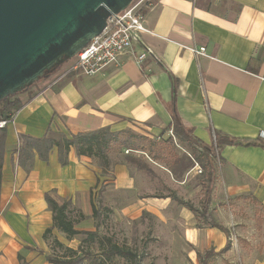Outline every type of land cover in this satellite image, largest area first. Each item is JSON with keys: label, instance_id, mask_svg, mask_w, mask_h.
<instances>
[{"label": "crops", "instance_id": "1", "mask_svg": "<svg viewBox=\"0 0 264 264\" xmlns=\"http://www.w3.org/2000/svg\"><path fill=\"white\" fill-rule=\"evenodd\" d=\"M143 13L149 31L140 34L119 63L95 75L75 71L57 82L52 73L17 94L24 104L6 128L0 264H56L47 259L50 238L44 233L51 227V237L75 248L79 234L68 238L53 227L47 192L59 201L71 200L72 210L84 214L75 228L95 227L92 190L103 177L102 168L75 148L62 165L54 148L48 161L36 155L27 171L18 162L21 134L41 137L52 130L71 136L109 126L166 137L175 111L207 144L215 145L216 132L264 143V0H153ZM192 46H205L209 56L194 54ZM144 51L147 56L139 65L136 57ZM216 157L210 210L240 211L221 204L228 198L241 199L244 210L258 207L246 204L249 198L264 209V147L224 143ZM112 166L114 186H131L134 178L127 167L120 162ZM187 228L192 237L200 234L208 249L220 250L230 239L215 227ZM241 253L264 264V245L241 248Z\"/></svg>", "mask_w": 264, "mask_h": 264}, {"label": "rangeland", "instance_id": "2", "mask_svg": "<svg viewBox=\"0 0 264 264\" xmlns=\"http://www.w3.org/2000/svg\"><path fill=\"white\" fill-rule=\"evenodd\" d=\"M151 2L153 0H147V6ZM72 61L73 58L65 64ZM64 68L61 66L52 75H57ZM33 85H37V82L28 88ZM170 136L174 155L169 157L168 165L152 160L146 152L139 150L129 153L124 149L111 152V165L107 168L101 165L97 157H92L102 168L103 176L99 178L95 190H92L100 211V216L94 217L93 230L97 231V237L88 239L86 234H79L73 242L76 250L91 252L94 255L101 254L100 236L107 235L111 236L114 242L136 253L138 264H201L200 254H204L208 248L203 243L202 236L199 234L198 237H192L187 227L203 228L207 225L198 214L179 203L175 196L178 195L193 203L196 208H201L208 183L205 168L207 158L198 145L190 144L176 135ZM128 155L143 160L151 169L137 167L126 159ZM119 162L127 167V173L134 178L131 186L115 187L112 183V165ZM215 163L217 165L216 156ZM241 201L238 198H228L227 203H221L225 207L232 205L240 210L238 212L211 211L216 220L227 224L232 242L230 251L216 256L213 264H255L254 260H250V256L242 255L241 248L247 250L264 245V209L249 198L246 204L258 207L252 211L244 210L245 202ZM72 212L73 216L79 217V210L73 209ZM251 233L255 238L248 240L243 237ZM49 238V254H68L65 247L59 246L53 237ZM95 264L137 263L116 256L110 261H98Z\"/></svg>", "mask_w": 264, "mask_h": 264}, {"label": "trees", "instance_id": "3", "mask_svg": "<svg viewBox=\"0 0 264 264\" xmlns=\"http://www.w3.org/2000/svg\"><path fill=\"white\" fill-rule=\"evenodd\" d=\"M172 82L173 91H176L177 78L175 76H172ZM27 89L29 88H26L25 90ZM17 94L19 93L10 95L0 102V117L5 118L23 106L24 103L19 97H17ZM170 127L173 128L175 135L179 138L186 140L190 144L198 145L203 150L207 158V165L205 168L207 169L206 179L208 183L205 187V195L201 208H196L193 203L179 197L178 195L175 196V199L192 212L198 214L208 227L218 228L222 230L227 237H229V228L216 220L210 210L212 191L215 185L217 173V165L215 163L216 152L224 143L231 145H260L262 147H264V143L260 142L258 139L231 137L220 132H216L215 145L207 144L193 134L192 128L187 127L175 111L173 112V121ZM6 128L0 129V194L3 177V156L7 137ZM155 138L156 137L153 138L147 134L136 133L129 129L113 131L109 126H105L94 131L72 134L71 136L64 133L54 132L52 130H49L47 134L41 137L21 134V145L18 150V162L25 170L29 171L33 166V161L36 155H38L41 159L48 161L50 153L54 148H57L59 162L62 165H66L69 162V152L75 148L78 155L97 157L100 160L101 165L104 168H107L111 165V152L122 149H130L134 151L139 150L146 152L151 159L164 162L168 165L169 157L174 155L172 137L169 135L167 137L161 136L157 139ZM126 159L141 169H151L146 162L136 156L128 155L126 156ZM45 199L49 208L53 212V227H57L59 230L66 233L68 238H72L77 234H86L88 239L97 237L96 230H79L75 228V223L80 218H83L84 214L80 212L79 218H73L71 216V200L64 199L59 201L49 192L45 194ZM92 207L93 216L98 218L100 216V211L95 203L93 193ZM51 232L52 227L47 228L44 233L45 238H49V233ZM54 239L59 246L65 247V249L68 250V254L66 255H47V259L56 264H95L98 261L104 263L108 260H112L116 256L125 257L138 264L136 260V253H134L130 248L121 246L114 242L111 236H100L102 252L101 254L95 255L91 252H84L83 250L78 251L75 248L65 246L57 238ZM230 246L231 241L228 239L225 246L220 250H216L214 247L207 249L204 254H200L201 264H213L215 257L226 252Z\"/></svg>", "mask_w": 264, "mask_h": 264}, {"label": "water", "instance_id": "4", "mask_svg": "<svg viewBox=\"0 0 264 264\" xmlns=\"http://www.w3.org/2000/svg\"><path fill=\"white\" fill-rule=\"evenodd\" d=\"M133 0H0V102L49 77Z\"/></svg>", "mask_w": 264, "mask_h": 264}, {"label": "built area", "instance_id": "5", "mask_svg": "<svg viewBox=\"0 0 264 264\" xmlns=\"http://www.w3.org/2000/svg\"><path fill=\"white\" fill-rule=\"evenodd\" d=\"M146 6L147 0H133L125 9L110 15L105 29L94 36L73 57V61L55 75V82L75 71L78 74L95 75L108 65L119 63L121 57L132 50L140 34L149 31L143 13V8ZM189 49L196 55L209 56L205 46H192ZM146 56L145 51L138 54L136 62L142 65ZM14 117L15 111L5 118L0 117V129L6 128L13 122ZM169 134L175 137L173 129L169 130ZM125 151L129 153L134 150L126 149Z\"/></svg>", "mask_w": 264, "mask_h": 264}]
</instances>
